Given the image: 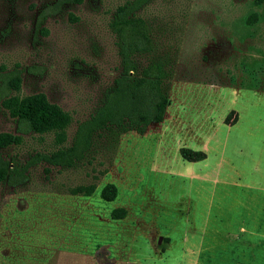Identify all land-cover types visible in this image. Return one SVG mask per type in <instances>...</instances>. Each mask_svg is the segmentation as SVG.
Returning a JSON list of instances; mask_svg holds the SVG:
<instances>
[{"label": "rangeland", "instance_id": "obj_1", "mask_svg": "<svg viewBox=\"0 0 264 264\" xmlns=\"http://www.w3.org/2000/svg\"><path fill=\"white\" fill-rule=\"evenodd\" d=\"M53 1L0 0V76L20 71V97L41 93L70 117L22 134L0 108V133L21 138L0 153L21 165L70 146L120 73L109 23L132 0L63 5L38 26ZM136 16L151 46L132 76L159 79L162 122L98 131L70 168L39 163L23 186L0 184V264H264V2L150 0ZM106 184L113 202L99 198Z\"/></svg>", "mask_w": 264, "mask_h": 264}, {"label": "trees", "instance_id": "obj_2", "mask_svg": "<svg viewBox=\"0 0 264 264\" xmlns=\"http://www.w3.org/2000/svg\"><path fill=\"white\" fill-rule=\"evenodd\" d=\"M82 1L54 0L42 11L37 25L49 14L56 13L61 6L80 5ZM149 1L132 0L115 9L109 29L117 39L120 73L105 92L102 104L77 126L70 146L59 148L49 155L35 154L22 165L0 153V184L23 186L28 180V168L39 163L58 169L70 168L90 148L92 135L98 131L113 128L142 135L149 125L162 122L168 100L162 93L159 79L132 76L136 57L147 53L151 46L144 22L136 16ZM263 2L253 0V5L259 7ZM256 21V13H251L244 24L253 28ZM20 75V71H12L0 76V108L15 122L16 132L43 135L66 128L70 124V117L59 106L50 103L45 95L37 93L20 97ZM234 114L231 111L228 116ZM228 116L225 120H229ZM234 122L235 117L232 124ZM20 142L19 135L0 133V152L10 146H18ZM178 153L188 163L205 159L204 153L187 148H180ZM115 197L116 189L112 184L104 185L99 191V198L103 202H113ZM125 214L124 209L115 208L110 211L109 217L111 220H122Z\"/></svg>", "mask_w": 264, "mask_h": 264}, {"label": "crops", "instance_id": "obj_3", "mask_svg": "<svg viewBox=\"0 0 264 264\" xmlns=\"http://www.w3.org/2000/svg\"><path fill=\"white\" fill-rule=\"evenodd\" d=\"M235 113V112H234ZM238 119H240V115L238 114ZM264 160V158L262 159V161ZM244 213V215H247V213H248V211L246 210V211H244L243 212ZM237 214L238 213H233V215L232 216H234V218L237 216Z\"/></svg>", "mask_w": 264, "mask_h": 264}]
</instances>
